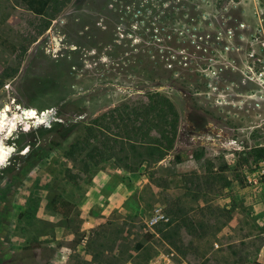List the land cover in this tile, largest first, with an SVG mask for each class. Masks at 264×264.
I'll use <instances>...</instances> for the list:
<instances>
[{"label":"rangeland","instance_id":"rangeland-1","mask_svg":"<svg viewBox=\"0 0 264 264\" xmlns=\"http://www.w3.org/2000/svg\"><path fill=\"white\" fill-rule=\"evenodd\" d=\"M2 75L0 264H264V0H70L50 18L0 0ZM154 91L179 115L162 160L66 154Z\"/></svg>","mask_w":264,"mask_h":264},{"label":"trees","instance_id":"trees-1","mask_svg":"<svg viewBox=\"0 0 264 264\" xmlns=\"http://www.w3.org/2000/svg\"><path fill=\"white\" fill-rule=\"evenodd\" d=\"M34 14L52 17L70 0H22ZM52 10L51 12L49 10ZM40 30L46 29L49 20L44 21ZM3 76L0 78L2 84ZM179 115L170 98L158 91L140 98L124 101L103 111L91 119L83 139L72 143L66 154H84L89 160L98 162L112 159L129 172L138 171L143 164H154L162 160L173 148L177 136ZM202 153H197L199 159ZM178 158V156H176ZM85 165V169H86ZM71 204L63 199H54L52 208L63 217H68ZM172 218L163 221L164 226L172 224ZM157 232L162 227L156 226ZM168 241V234H164ZM137 243L136 249L142 248Z\"/></svg>","mask_w":264,"mask_h":264},{"label":"built area","instance_id":"built-area-1","mask_svg":"<svg viewBox=\"0 0 264 264\" xmlns=\"http://www.w3.org/2000/svg\"><path fill=\"white\" fill-rule=\"evenodd\" d=\"M156 221H157V217L155 218L154 222H156ZM163 264H174V263L165 262V263H163Z\"/></svg>","mask_w":264,"mask_h":264},{"label":"clouds","instance_id":"clouds-1","mask_svg":"<svg viewBox=\"0 0 264 264\" xmlns=\"http://www.w3.org/2000/svg\"><path fill=\"white\" fill-rule=\"evenodd\" d=\"M3 163H4V159L0 157V165H2Z\"/></svg>","mask_w":264,"mask_h":264},{"label":"bare ground","instance_id":"bare-ground-1","mask_svg":"<svg viewBox=\"0 0 264 264\" xmlns=\"http://www.w3.org/2000/svg\"><path fill=\"white\" fill-rule=\"evenodd\" d=\"M13 114V113H12ZM12 117V116H11ZM19 125V124H18ZM7 132H8V130H7Z\"/></svg>","mask_w":264,"mask_h":264}]
</instances>
